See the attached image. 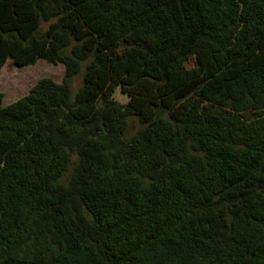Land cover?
Masks as SVG:
<instances>
[{
  "label": "trees",
  "instance_id": "obj_1",
  "mask_svg": "<svg viewBox=\"0 0 264 264\" xmlns=\"http://www.w3.org/2000/svg\"><path fill=\"white\" fill-rule=\"evenodd\" d=\"M7 59L65 74L0 92V264H264V0H0Z\"/></svg>",
  "mask_w": 264,
  "mask_h": 264
},
{
  "label": "rangeland",
  "instance_id": "obj_2",
  "mask_svg": "<svg viewBox=\"0 0 264 264\" xmlns=\"http://www.w3.org/2000/svg\"><path fill=\"white\" fill-rule=\"evenodd\" d=\"M45 28V25L43 26ZM187 67L192 66V62L186 63ZM65 74L62 64L49 63L39 59L35 63L25 66L15 65L11 59H7L0 69V92L3 93L2 105L5 106L18 98L26 95L32 85L41 78H51L55 82H61ZM83 74H78L73 80V88L77 89L82 83ZM113 98L120 104H125L127 96L119 89H115ZM136 119L130 118L127 135H131L138 129Z\"/></svg>",
  "mask_w": 264,
  "mask_h": 264
}]
</instances>
